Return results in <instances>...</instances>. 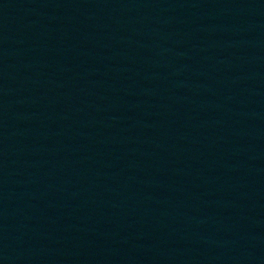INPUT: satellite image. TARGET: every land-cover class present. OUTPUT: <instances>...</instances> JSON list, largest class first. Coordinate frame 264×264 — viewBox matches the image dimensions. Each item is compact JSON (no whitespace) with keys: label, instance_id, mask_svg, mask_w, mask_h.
Wrapping results in <instances>:
<instances>
[{"label":"water","instance_id":"obj_1","mask_svg":"<svg viewBox=\"0 0 264 264\" xmlns=\"http://www.w3.org/2000/svg\"><path fill=\"white\" fill-rule=\"evenodd\" d=\"M0 264H264V0H0Z\"/></svg>","mask_w":264,"mask_h":264}]
</instances>
